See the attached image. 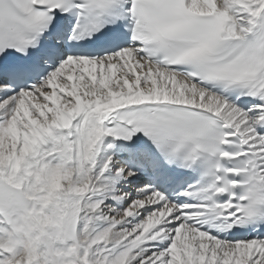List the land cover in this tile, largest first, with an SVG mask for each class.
<instances>
[{"label":"snow or ice","instance_id":"6c2138e0","mask_svg":"<svg viewBox=\"0 0 264 264\" xmlns=\"http://www.w3.org/2000/svg\"><path fill=\"white\" fill-rule=\"evenodd\" d=\"M0 264H264V0H0Z\"/></svg>","mask_w":264,"mask_h":264}]
</instances>
